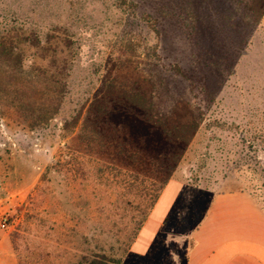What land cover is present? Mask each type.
Here are the masks:
<instances>
[{"label": "rangeland", "instance_id": "obj_1", "mask_svg": "<svg viewBox=\"0 0 264 264\" xmlns=\"http://www.w3.org/2000/svg\"><path fill=\"white\" fill-rule=\"evenodd\" d=\"M262 8L264 0H0V264H88L95 245L112 249V264H181L161 237L148 255L131 250L138 231L124 202L135 190L81 130L86 102L109 84L140 79L156 113L180 103L197 125L150 230L170 211L176 181L183 188L166 228L192 227L224 190L245 189L264 207ZM31 30L72 41L61 108L46 122L35 116L47 108L49 57L25 41Z\"/></svg>", "mask_w": 264, "mask_h": 264}, {"label": "trees", "instance_id": "obj_2", "mask_svg": "<svg viewBox=\"0 0 264 264\" xmlns=\"http://www.w3.org/2000/svg\"><path fill=\"white\" fill-rule=\"evenodd\" d=\"M261 13H264V8ZM25 41L29 46L38 48L43 56L49 57V71L46 75L43 73L47 85V108L45 113L40 112L41 116H35L39 122H46L50 114H58L59 107L61 108L59 101L67 86L65 79L68 77L64 73L67 55L63 52L69 50L72 41L48 33L42 41L32 30L26 33ZM128 83L124 86L109 84L96 92L89 104L88 101L85 104L88 109L81 130L96 154H107L110 164L119 165L117 172L122 177L120 183L123 187L135 190L127 193L128 198L124 204L128 206L129 225L139 231L187 150L192 137L188 135L195 131L197 125L192 114H182L185 108L180 103H176L168 114L156 113L143 81L136 79ZM82 94L86 95L85 92ZM89 95L87 94L88 99L91 97ZM80 117V112L73 117L70 115L68 118L73 120V124L72 121H64V129L74 128ZM138 183L147 191L143 193V199L149 201L147 206L139 203L138 199L142 196L136 190ZM6 194L0 188V198ZM137 213L141 214L140 217L134 215ZM111 250L105 249L103 245H95L90 252L88 264L115 263Z\"/></svg>", "mask_w": 264, "mask_h": 264}, {"label": "crops", "instance_id": "obj_3", "mask_svg": "<svg viewBox=\"0 0 264 264\" xmlns=\"http://www.w3.org/2000/svg\"><path fill=\"white\" fill-rule=\"evenodd\" d=\"M139 229L131 250L148 255L156 240L162 238L166 255L181 264H264V207L245 189L214 193L204 212L192 227L166 228V220L174 210L183 185L176 181L177 195L170 211L156 221L155 229L148 223L165 189ZM192 221V220H191Z\"/></svg>", "mask_w": 264, "mask_h": 264}]
</instances>
